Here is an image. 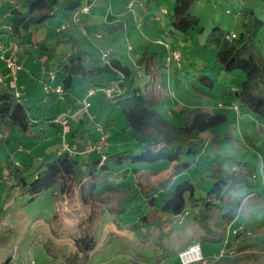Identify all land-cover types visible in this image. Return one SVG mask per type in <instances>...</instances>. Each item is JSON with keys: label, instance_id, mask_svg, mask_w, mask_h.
<instances>
[{"label": "trees", "instance_id": "16d2710c", "mask_svg": "<svg viewBox=\"0 0 264 264\" xmlns=\"http://www.w3.org/2000/svg\"><path fill=\"white\" fill-rule=\"evenodd\" d=\"M152 1L147 0L145 6ZM197 1H174L168 23L170 32L186 35L200 25L199 17L190 11ZM82 4V0H10L2 6L7 9V19L3 20L0 15V43L17 41L25 55L32 54L34 49L43 50L44 53L38 55L42 71L49 76H59L64 91L72 88L78 79L95 80L100 75H107L108 78L95 82L94 87L106 88L120 79L119 74H123L121 86L126 87V90L110 100L114 102L115 110L125 116L131 133L144 142L142 151L135 153L127 149L115 154L101 153L100 157L86 164L67 151H61L56 160L48 165L45 162L33 170V164L18 163L11 157L8 166L4 168L8 169V179L14 180L10 189L17 186L22 193L32 192L34 195L30 176L36 182L41 180L42 185L47 180L50 184L62 164H69L76 181L79 201L85 210L79 214L77 222L70 226L74 236L72 250L65 261L68 264H89L98 242L99 220L106 215L119 216L127 212L129 208L125 207V202L132 196L140 198L137 203L142 209L138 217L129 223V228L134 234L137 247L152 251L151 261L141 264H166L174 253L179 257L181 252L193 244L198 243L201 247L204 241L219 244L218 252L206 257L201 247L203 260L191 264L225 263L235 256L233 244H237L244 236L248 237L249 226H243L239 217L245 203L256 194L249 188L254 187L251 177L258 178V175L253 172L254 165L250 162H239L230 171L219 161L217 154H213L216 161L212 164L200 158L206 149L207 139L204 134L208 131L219 129L212 139L215 142L220 137L230 138V133H223L221 126L236 121L239 116L249 113L264 122V56L261 55L258 40L264 20L258 17L253 8L244 7L239 13L243 26L241 32L228 34L219 27L214 28L210 38L213 37L212 41L217 48L214 62L219 71L228 74L240 71L245 74V80L231 88L232 100L189 107L182 121L173 124L166 115L156 110L158 105L171 98L169 85L163 77L164 68L167 67L165 63H158L156 53L145 51L135 59L138 70H143L148 77L140 85L137 83L138 74L134 75L132 67L116 54L111 55L110 64L105 63L101 55L87 61L82 50L73 45L72 51L60 57L55 47L47 44L39 46L32 39V34L41 24L50 23L58 17L68 22L71 14ZM132 19L131 10L126 7L122 17L110 26V33L124 31ZM0 66L3 64L0 63ZM199 80L208 89L215 86V80L208 74H200ZM2 83L0 128L20 132L40 142L48 137V128L43 127L48 124L59 134L62 143L61 127L55 122L57 117L43 121L32 117L30 110L33 107L23 103L22 97H17L7 84ZM46 94V102L49 104L59 100L60 95L56 92ZM79 109L80 106H74L73 112ZM35 127H40V132L33 133ZM109 128L108 122L103 124L105 132ZM74 133L68 137L71 146L76 145ZM160 161L169 162L168 176L149 185H141L139 190L134 186L110 184L108 181L113 166ZM178 177L180 181L173 189L169 188L170 183ZM103 182L109 185L104 187ZM221 252L224 254L219 257ZM11 259V256H7L3 264H10Z\"/></svg>", "mask_w": 264, "mask_h": 264}, {"label": "rangeland", "instance_id": "374dc122", "mask_svg": "<svg viewBox=\"0 0 264 264\" xmlns=\"http://www.w3.org/2000/svg\"><path fill=\"white\" fill-rule=\"evenodd\" d=\"M9 1L0 0V15L3 16V20L7 19V9H3L2 6ZM126 1L99 0L97 5L92 7L91 13L80 15L78 25L70 24L63 32L58 31L62 21L66 22L65 19L58 17L50 23L41 24L32 37L43 40L47 35L49 43L62 57L65 51L73 49L72 43L65 40L73 36L75 40L80 41L81 49L78 48L85 57L88 58L90 53L87 51L92 49V55L96 50L97 55L107 52L108 59L111 60V55L117 53H113L107 45L99 48V45L95 44L98 41L96 36L103 34L105 13L110 10L113 15H116V11L118 14H124ZM134 1L136 4L133 10L137 17L131 11L133 19L124 31L110 33L108 28L104 35L110 36L111 44L117 42V45L113 46L120 49L125 56L124 63L127 62L132 66L134 75L138 74V84L146 82L148 77L133 65L132 60L148 51L157 54L159 64L165 63L167 68H164L163 77L169 85L171 98L158 105L156 110L166 115L173 124H179L189 107L214 104L219 100H232L231 88L237 86L238 82L244 81L245 74L240 71L232 74L219 71L214 62L217 48L212 41L213 37L210 36L215 27L228 34L241 32L243 26L239 13L244 7L253 8L258 17L264 20V0H198L190 11L199 17L200 25L186 35L170 32L168 26L175 0H153L148 6L141 1ZM144 2L146 4L147 0ZM258 40L261 55L264 56V25L258 33ZM169 48L179 50L182 56L181 65L174 59L167 61L171 52ZM41 53L44 51L34 49L28 62H24L22 58L18 59V65L21 67L18 85L24 93L21 99L27 106L33 107L30 110L32 117L43 121L46 118L59 117L63 112L71 115L69 119L71 129H78L79 133H82V136L80 134L76 137L77 154L74 157L83 164L100 157L101 153L115 154L127 149H132L135 153L142 151L144 142L131 133L125 116L121 111L115 110L114 102L104 96L103 91L89 97L90 106L85 115L84 112L79 116L74 115V106L84 99L88 88L96 86L95 82L105 81L107 75H100L95 80L78 79L72 88L63 90L64 99L52 104L47 103V92L44 87L47 84L55 87L58 81L56 84L52 83L49 75L42 71V64L37 60V56ZM23 54L21 53L19 57ZM23 64L27 70L29 68V72H25L27 74L22 72ZM200 74L211 76L215 80V86L212 89L206 88L199 80ZM21 75H23L22 81ZM58 79L61 82L59 76ZM122 89L125 91L126 87ZM81 118H84V128ZM106 122L110 125L107 144L101 151L85 153L87 144L92 140V134L89 132L97 131L98 124L103 129V124ZM43 127L48 128L46 132L48 137H44L40 142L20 132L0 128V134L9 139L8 144L0 139V169H3L0 171L2 176L0 178V264L4 263L7 256L12 258L10 264H68L65 261L72 250L74 236L70 226L77 222L79 214H83L85 210L79 201L75 178L66 162L60 169L57 168L53 183L50 181L48 184L47 180L42 185L41 180L36 182L35 178L30 176L34 195L32 192L22 193L17 186L10 189L14 180L8 179L6 176L8 169L4 170V168L8 166L11 157L18 163L33 164V170L45 162L47 165L50 164L58 158V151L63 150L59 134H56L55 129L48 124H44ZM221 130L223 133L229 132L230 138L220 137L212 142L219 129L215 128L205 133L207 145L200 159L212 164L216 161L213 154H217L219 161L230 171L239 162H250L254 165L253 172L258 175V178L251 177L254 187L249 188L256 194L245 203L242 215L239 217L243 226H249L248 237L244 236L237 244H233L235 256L222 264H264V122L258 116L248 113L246 116H239L236 121L221 126ZM32 132H40V127H35ZM167 167H169L168 161L113 166L108 181L110 184L134 186L139 190L141 185H149L151 182L166 178L170 172ZM179 181V177L173 180L169 188L173 189ZM102 185L109 184L103 182ZM136 197L132 196L125 202V207L129 208L127 212L119 216L106 215L99 220L98 242L89 264H134L135 262L141 264L151 261L152 251L142 247L139 249L134 234L129 228V223L138 217L142 209L137 203L140 198ZM201 247L206 257L214 255L219 250V244L206 241L201 243ZM166 264H181L180 257L174 253Z\"/></svg>", "mask_w": 264, "mask_h": 264}, {"label": "built area", "instance_id": "2783aa9c", "mask_svg": "<svg viewBox=\"0 0 264 264\" xmlns=\"http://www.w3.org/2000/svg\"><path fill=\"white\" fill-rule=\"evenodd\" d=\"M95 5V0H84L81 7L74 11L68 22L61 23L58 27V31H64L66 27H68L70 24L72 25H78L80 22V15L83 14H89L91 13L92 7ZM135 6V1L131 0L127 7L133 11L134 16L137 17L135 14L133 8ZM83 33H85V30H83ZM170 49V53L168 55V62L171 60L177 61L179 64L181 62V53L177 49ZM21 46L17 41H11L8 44H0V63L3 64V67L5 68V73L0 74V82H4L7 84L8 87L12 89V91L15 93L17 97H22V89L21 86L18 85V74L21 71V67L18 65V56L20 55ZM102 59L105 63L110 64V60L108 59V53L102 52L101 53ZM123 74H119L118 80H115L111 86L103 88L102 91L108 97L109 99H113L116 96L123 94V89L121 86V81L123 79ZM51 79H55V75H50ZM51 80V81H52ZM45 92L49 93L51 91H54L58 93L61 97L63 94V88L61 86H52L47 84L44 87ZM94 94V91H91L90 95ZM89 98V97H88ZM85 97L80 102V109L76 112H74V115H78L81 112L87 113L88 108L90 106L89 99ZM71 115H68V113L63 112L59 117L55 119V122H57L61 127V138H62V151H67L69 155L74 156L77 154L75 146H71L69 142V134L71 132V127L69 124V119ZM100 136L96 143L92 145H88L85 149L86 153H92L94 151H101L103 146H105L108 142V132H105L100 127ZM224 252H221L218 256L222 257ZM180 260L182 264H191L194 262H199L203 260L204 256L202 253V249L198 243L193 244L190 246L187 250L181 252L179 254ZM205 263V261H204Z\"/></svg>", "mask_w": 264, "mask_h": 264}, {"label": "crops", "instance_id": "0c3cea01", "mask_svg": "<svg viewBox=\"0 0 264 264\" xmlns=\"http://www.w3.org/2000/svg\"><path fill=\"white\" fill-rule=\"evenodd\" d=\"M66 1V0H65ZM98 1L99 0H95V5H97V3H98ZM129 1H131V0H127L126 1V3H128ZM138 1H141V3L142 4H144V5H146L145 4V2H144V0H138ZM143 5V6H144ZM165 11H167L166 9H164ZM106 15H104V17H103V20H104V22H105V27H102L103 28V31H102V35L101 34H98V36L99 37H97L96 36V38L98 39V41L95 43V44H98L99 45V48H102V47H105L106 45H107V47L108 48H111L112 49V52L113 53H117L116 54V56L117 57H119V58H121V60H123L124 61V59H125V56L120 52V49H118L117 48V46L116 47H114L113 45L114 44H116L117 45V42H115V43H113V44H111L112 42H109V38H110V36L109 37H107V36H105L104 35V32L106 31V29H108V28H110V26L111 25H113V24H115L121 17H122V13L121 14H118L117 13V11H116V15L114 14H112L111 12H110V10L109 11H107L106 13H105ZM62 20V19H61ZM63 22V21H62ZM81 27H85V26H81ZM91 31V30H90ZM120 32V31H119ZM118 32V33H119ZM122 33H124V32H122ZM32 39H34V41L36 42V44H38L39 46H41V45H45V44H47V45H51L50 43H49V40H48V36L46 35V37L42 40V39H35V38H33L32 37ZM42 40V41H41ZM58 40V39H57ZM56 40V41H57ZM66 40V42H71L72 43V45H76L77 47H81V44L79 43L80 41H78V40H75L74 39V37L73 36H71V37H68L67 39H65ZM41 41V42H40ZM39 42V43H38ZM58 42H60V41H58ZM53 45H54V43H53ZM100 46H102V47H100ZM51 47H53L52 45H51ZM119 48H120V46H118ZM116 48H117V50H116ZM81 49V48H80ZM70 51H72V50H70ZM70 51H65L64 53H66V52H70ZM88 53H90L89 54V56H88V58L87 57H85L86 58V60L87 61H89V60H91L92 61V59H94V57L95 58H97V57H99V55H97V50H96V52H95V54L94 55H92L91 54V52H92V49H90V50H88L87 51ZM21 53H22V51H21ZM20 53V54H21ZM23 54V53H22ZM31 55L32 54H30V55H25V54H23V55H21V57H19L18 56V59H20V58H22V60L24 61V62H28V60H29V58L31 57ZM41 59V58H40ZM40 59H39V56H37V60H38V62L40 63ZM130 59V61H131V58H129ZM27 60V61H26ZM135 60V59H134ZM134 60H132V62H133V65H135V63H134ZM127 63V62H126ZM24 65V64H23ZM27 66H28V64H27ZM132 67V66H131ZM5 70V68L2 66H0V74H2V72ZM143 71V70H142ZM22 72H29V68H28V70H27V68L25 67V65L23 66V70H22ZM25 74H27V73H25ZM25 74H23V75H25ZM23 75H21V81H22V79H23ZM140 75H141V72H140ZM145 75V74H144ZM50 77V76H49ZM146 78V77H145ZM50 79H51V77H50ZM56 81H58V84H56ZM55 82V84H56V86H59V85H61V82L59 81V79H58V76H56V78L54 79V80H52V83H54ZM145 83V82H144ZM143 83V84H144ZM2 84H5L4 82L2 83ZM21 84L22 85H24L22 82H21ZM143 84H140V85H143ZM62 86V85H61ZM23 88H24V86H23ZM102 89L103 88H95V87H92V86H90L89 88H88V93H87V95L86 96H84L83 98H85V97H90V96H94V95H96L98 92H100V91H102ZM91 91H94V94H91L90 95V93H91ZM103 93V95L104 96H106L105 94H104V92H102ZM24 95V93H23V90H22V96ZM59 99H64V98H62V97H59ZM89 99V98H88ZM75 106H80V102L78 103L77 102V104L75 105ZM79 115H81V114H78L77 116H79ZM84 118H81V121H82V127L84 128L85 126H84V120H83ZM82 128V129H83ZM99 129H100V125L98 124L97 125V131H95V132H93V131H91V132H89L90 134H92V140H91V142L89 143V144H94V143H96L97 141H98V139H99V135H100V133H99ZM109 130H110V128H109ZM109 130H108V133H109ZM72 132H75L74 133V139H75V141H77L76 140V137L77 136H80V134H81V136H82V133H79V131H78V129H76V130H73V129H71V133ZM70 133V134H71ZM60 138V137H59ZM0 139L1 140H3L6 144H8L9 143V139L8 138H6L3 134H0ZM89 144H87V146L89 145ZM78 146V145H77ZM77 149V148H76ZM85 152V151H84ZM61 153V151H58V154H60ZM86 153V152H85Z\"/></svg>", "mask_w": 264, "mask_h": 264}, {"label": "clouds", "instance_id": "9594fccd", "mask_svg": "<svg viewBox=\"0 0 264 264\" xmlns=\"http://www.w3.org/2000/svg\"><path fill=\"white\" fill-rule=\"evenodd\" d=\"M61 97V96H60ZM63 98V97H62Z\"/></svg>", "mask_w": 264, "mask_h": 264}]
</instances>
